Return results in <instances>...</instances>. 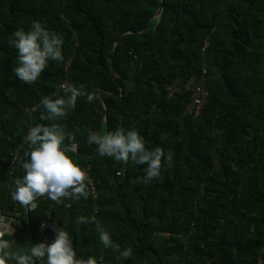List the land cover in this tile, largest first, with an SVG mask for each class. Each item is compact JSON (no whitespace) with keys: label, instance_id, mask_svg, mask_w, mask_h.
Listing matches in <instances>:
<instances>
[{"label":"trees","instance_id":"trees-1","mask_svg":"<svg viewBox=\"0 0 264 264\" xmlns=\"http://www.w3.org/2000/svg\"><path fill=\"white\" fill-rule=\"evenodd\" d=\"M36 20L62 37L64 60L27 84L8 41ZM199 76L209 98L195 116L181 84ZM62 83L100 99L79 97L65 117L42 120V98L66 95ZM38 124L58 125L78 148L69 155L89 167L86 199L40 197L35 210L13 199ZM120 127L164 149L158 178L145 181L147 165L101 156L88 142L90 131ZM0 216L21 253L51 243L60 226L77 258L97 264H264V0H0ZM97 223L132 256L105 247Z\"/></svg>","mask_w":264,"mask_h":264},{"label":"clouds","instance_id":"clouds-1","mask_svg":"<svg viewBox=\"0 0 264 264\" xmlns=\"http://www.w3.org/2000/svg\"><path fill=\"white\" fill-rule=\"evenodd\" d=\"M8 41L10 46L17 49L18 66L14 73L23 82L32 84L38 80L46 70L49 61H63V39L60 35L50 33L39 21H33L30 29L19 28ZM66 95L53 93L56 98L45 96L42 106L46 114H41L42 120H54L65 117L69 110H74L77 99L86 97L87 102L99 100L96 92H89L85 85H62ZM66 133L58 125L45 126L38 124L30 128L25 140L29 144L25 152L27 159L20 162L24 175L15 180L13 199L19 204L37 208L36 200L40 197L60 204L66 197L79 200L89 195L88 185L91 181L87 171L69 155L75 151V145L69 147L64 144ZM88 142L98 146L101 156H109L116 161L127 164L130 160L138 165H147L145 181L158 178L161 174L162 159L165 151L162 147L152 150L146 148L145 141L136 128L125 130L120 127L107 134L99 131L88 133ZM171 162V152L167 155ZM87 181V183H86ZM135 183V181H133ZM95 222V217L91 218ZM88 219L79 217L78 223H87ZM12 221L0 216V264H37L46 257V264H97L94 257L78 259L70 233L60 226L54 227L55 239L49 242L35 243L28 253L12 250L11 242L4 237L15 232ZM99 239L105 247H112L119 253L118 258H130L133 249L128 247L120 251L118 244H113L109 233L99 224L96 225Z\"/></svg>","mask_w":264,"mask_h":264},{"label":"built area","instance_id":"built-area-1","mask_svg":"<svg viewBox=\"0 0 264 264\" xmlns=\"http://www.w3.org/2000/svg\"><path fill=\"white\" fill-rule=\"evenodd\" d=\"M206 70H204V73ZM67 83H62L60 87L62 88V85H66ZM69 85V84H67ZM181 87L185 88L186 90L192 91V99L187 107V110L191 113H193L195 116L199 115L205 104L207 103V99L209 98V90L207 88L205 78L204 76H199V77H192L188 79L186 82H183L181 84ZM178 88L176 86V83L168 87L169 95L176 94L178 92ZM183 89L181 90V92ZM88 169H85L87 171V175L89 180L91 181V184L93 183V180L89 177L88 174ZM92 188V193L95 195L96 193V188L95 186H91ZM49 221V216H47V219L43 221L42 227H46ZM47 242V238H45L42 242ZM37 264H45L44 260L43 261H37Z\"/></svg>","mask_w":264,"mask_h":264},{"label":"water","instance_id":"water-1","mask_svg":"<svg viewBox=\"0 0 264 264\" xmlns=\"http://www.w3.org/2000/svg\"><path fill=\"white\" fill-rule=\"evenodd\" d=\"M163 7H164V5L162 4V5H161V8H160V9L157 11V13H156V16H157V17L162 13V11H163ZM121 37H122V35L118 37V39H117V41H116V46L119 44V42H120V40H121ZM105 107H106V110H107V106H106V105H105ZM75 150L78 152V148H77V147H75Z\"/></svg>","mask_w":264,"mask_h":264}]
</instances>
